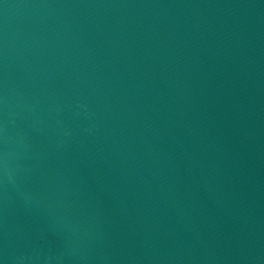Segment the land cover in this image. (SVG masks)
I'll list each match as a JSON object with an SVG mask.
<instances>
[{
  "label": "water",
  "instance_id": "water-1",
  "mask_svg": "<svg viewBox=\"0 0 264 264\" xmlns=\"http://www.w3.org/2000/svg\"><path fill=\"white\" fill-rule=\"evenodd\" d=\"M0 264H264V0H0Z\"/></svg>",
  "mask_w": 264,
  "mask_h": 264
}]
</instances>
